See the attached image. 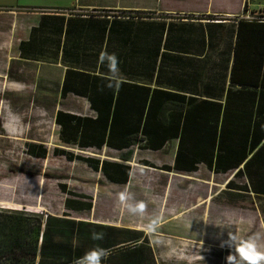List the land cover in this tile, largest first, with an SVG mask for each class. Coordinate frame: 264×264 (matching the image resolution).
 <instances>
[{"label":"crops","instance_id":"1","mask_svg":"<svg viewBox=\"0 0 264 264\" xmlns=\"http://www.w3.org/2000/svg\"><path fill=\"white\" fill-rule=\"evenodd\" d=\"M0 20L3 77L11 69L15 86L53 109L61 149L129 166L125 184L106 179L127 197L149 174L154 186L159 173L199 172L210 188L225 176L222 189L260 215L264 245V0H0ZM124 245L103 264H159L151 244ZM62 254L58 264H96V253Z\"/></svg>","mask_w":264,"mask_h":264},{"label":"rangeland","instance_id":"2","mask_svg":"<svg viewBox=\"0 0 264 264\" xmlns=\"http://www.w3.org/2000/svg\"><path fill=\"white\" fill-rule=\"evenodd\" d=\"M3 72L0 69V212L29 214V225H41L42 230L46 220H51L49 241L41 256L50 260L45 262L60 263L61 257L53 254L66 253L62 258L69 259L77 252L79 256L90 255L87 253L94 248L105 254L122 244L127 251L146 239L159 251V264H227L225 258L231 250L227 245L221 247V242L228 239L229 231L239 240L255 238L258 251L264 252L256 222L260 215L250 200L222 189L227 177H214L210 188L199 172L193 177L159 173L156 186H150L149 182L155 181L149 174V179L127 197L123 189L111 187L101 172L86 163L53 153L61 146L52 121L53 109L44 107L43 100H33L36 96L25 87L15 86L10 81L11 69L7 81ZM10 112L16 118L8 124ZM36 146L46 149L45 158L30 153ZM64 150L84 157L98 156L96 150ZM67 201L91 207L88 211L73 210L66 206ZM133 205L135 213L129 211ZM226 217L235 225L211 224H220ZM101 226L107 234H100ZM111 233L118 235L113 239ZM134 236L140 237L139 241H130ZM104 239L108 245L101 241Z\"/></svg>","mask_w":264,"mask_h":264},{"label":"trees","instance_id":"3","mask_svg":"<svg viewBox=\"0 0 264 264\" xmlns=\"http://www.w3.org/2000/svg\"><path fill=\"white\" fill-rule=\"evenodd\" d=\"M231 78V81L234 84L236 81L235 70H233ZM60 115L62 114L58 113L56 116L55 121L57 123H60ZM75 120V117L71 116L69 118H64V122L61 121L62 126L59 137L64 143H72L71 141L69 142L66 131L70 128L74 130L76 123ZM34 149L37 150V152H35ZM29 151L31 154L34 153V156L38 158H45L47 155L46 149L42 146H36L34 148L31 147ZM53 153L58 156H65L69 161H82L89 165V167H91L94 171H100L107 180L113 183L125 184L128 181L130 171L129 166L117 163L109 164L108 162H103L100 164L99 160L96 158L74 155L72 152L60 148H56ZM176 161H178V159ZM177 167L181 170L189 169L183 171H196L195 166H178L177 164ZM234 177H236V175ZM226 187L231 189H239L241 191L243 190L242 185L237 186L233 180L228 181ZM65 204L69 209L73 210L88 211L91 207L90 204H88L86 207H83L84 205L79 204L78 202L75 204V206L69 201H67ZM31 217L32 216H29V214L25 213L0 212V264H35L36 257L38 255H40V257L43 255V248L49 241V230L47 226L51 220H46L45 228L42 230L41 225L36 226L35 228H32V225H29L30 221H32ZM36 221H39V218H36ZM104 227L105 226H101L100 229H104ZM2 231H5L6 233L4 234ZM139 238L140 237L138 236H134L130 241H139ZM105 244L108 245V243ZM143 248L150 251L148 241L146 239L142 241V243H140L137 247L132 248L131 251L139 252ZM18 253H20L22 257L17 256L16 254ZM37 264H42V257L38 260Z\"/></svg>","mask_w":264,"mask_h":264},{"label":"clouds","instance_id":"4","mask_svg":"<svg viewBox=\"0 0 264 264\" xmlns=\"http://www.w3.org/2000/svg\"><path fill=\"white\" fill-rule=\"evenodd\" d=\"M16 114L10 112L6 123L10 124L15 122ZM129 211L135 213L136 208L133 205L129 208ZM220 227H227L231 225H235L234 221L231 218H224L222 223L216 224L211 223ZM227 245L230 248V253L226 256L227 264H261L264 261V252L258 251L257 244L255 238H250L248 240H239L235 236V232L229 231L228 239L226 241L221 242V247ZM95 251L97 254L96 264H103L105 257L104 250L94 248L90 250Z\"/></svg>","mask_w":264,"mask_h":264}]
</instances>
